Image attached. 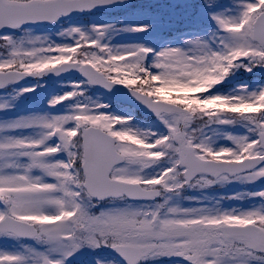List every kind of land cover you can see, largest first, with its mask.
Returning a JSON list of instances; mask_svg holds the SVG:
<instances>
[{"label":"snow or ice","instance_id":"snow-or-ice-1","mask_svg":"<svg viewBox=\"0 0 264 264\" xmlns=\"http://www.w3.org/2000/svg\"><path fill=\"white\" fill-rule=\"evenodd\" d=\"M0 264H264V0H0Z\"/></svg>","mask_w":264,"mask_h":264},{"label":"rangeland","instance_id":"rangeland-1","mask_svg":"<svg viewBox=\"0 0 264 264\" xmlns=\"http://www.w3.org/2000/svg\"><path fill=\"white\" fill-rule=\"evenodd\" d=\"M48 82V81H47ZM66 81H60V82H57V81H49L48 82V85H49V90H51V88L53 87V86H58V85H60V84H63V83H65ZM26 95H28L29 97H31V93H28V94H26ZM43 95H44V93H41V98H43ZM97 97H101L100 95H97ZM31 101H35L34 99L33 100H28V101H25L22 105L24 106V110H22V112H24V111H27V110H31V109H33V108H31V106H29V103L31 102ZM36 102V101H35ZM233 185V184H232ZM235 185H237V184H235ZM234 193H237V192H233V191H230V192H228L227 193V195H229V196H231V195H233ZM211 198V197H210Z\"/></svg>","mask_w":264,"mask_h":264}]
</instances>
